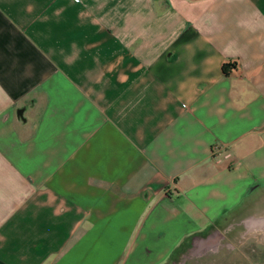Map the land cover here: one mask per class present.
Listing matches in <instances>:
<instances>
[{"label": "crops", "instance_id": "obj_1", "mask_svg": "<svg viewBox=\"0 0 264 264\" xmlns=\"http://www.w3.org/2000/svg\"><path fill=\"white\" fill-rule=\"evenodd\" d=\"M263 220L264 0H0V264H264Z\"/></svg>", "mask_w": 264, "mask_h": 264}, {"label": "rangeland", "instance_id": "obj_2", "mask_svg": "<svg viewBox=\"0 0 264 264\" xmlns=\"http://www.w3.org/2000/svg\"><path fill=\"white\" fill-rule=\"evenodd\" d=\"M243 231V230H242ZM223 242L226 240L223 239ZM234 251L241 254L243 262L249 260L261 261L264 259V228L242 234L240 241L236 243Z\"/></svg>", "mask_w": 264, "mask_h": 264}, {"label": "built area", "instance_id": "obj_3", "mask_svg": "<svg viewBox=\"0 0 264 264\" xmlns=\"http://www.w3.org/2000/svg\"><path fill=\"white\" fill-rule=\"evenodd\" d=\"M213 155L219 159L220 157L229 156V152L223 144H218L213 149Z\"/></svg>", "mask_w": 264, "mask_h": 264}, {"label": "bare ground", "instance_id": "obj_4", "mask_svg": "<svg viewBox=\"0 0 264 264\" xmlns=\"http://www.w3.org/2000/svg\"><path fill=\"white\" fill-rule=\"evenodd\" d=\"M261 224L264 225V220H263V222H261Z\"/></svg>", "mask_w": 264, "mask_h": 264}]
</instances>
